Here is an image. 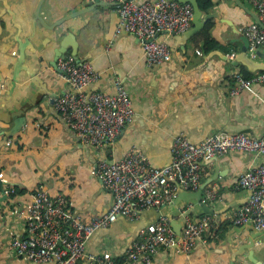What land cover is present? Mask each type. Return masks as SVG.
Masks as SVG:
<instances>
[{
    "label": "crops",
    "instance_id": "0c3cea01",
    "mask_svg": "<svg viewBox=\"0 0 264 264\" xmlns=\"http://www.w3.org/2000/svg\"><path fill=\"white\" fill-rule=\"evenodd\" d=\"M241 1L255 10L247 0ZM86 2L0 0V177L3 189L0 198L4 196L0 201V264H36L13 251L11 238L21 235L24 229L16 208L31 201L40 183L50 194L66 195L73 213L89 220L104 213L112 202L110 190L98 174L92 173L101 159L120 158L130 146L136 145L153 166L160 167L170 161L171 145L178 134L198 143L216 133L244 131L253 136L264 133V82L253 85L257 95L247 89L234 95L230 93L236 67L239 73L247 72L249 76L262 71H249L241 63L231 64L230 53L235 54L246 45L252 59L264 61L247 50L246 39L238 28L254 19L236 0H213L214 5L204 12H213V16L196 33L186 37L183 33L160 34L158 39L165 40L171 51L170 60L160 65L146 63L143 44L137 36L116 27L113 30L118 19L117 4L72 15L53 27ZM38 6L47 25L35 19ZM208 22L211 25L206 31ZM206 32L217 46L204 47ZM57 34L61 39L68 38L67 43L74 39L78 44V58L90 60L100 72L99 79L92 84L93 89L114 92L115 79L125 84L134 115L112 142L100 147L81 142L55 109V96L68 86L62 71L52 64L55 48L59 46L55 40ZM25 40L29 44L25 63L30 73L22 70L20 80L10 89L18 44ZM69 51L70 45L66 55ZM19 116L24 117L22 127L4 142ZM263 162L264 153L239 150L202 160L204 171L200 184L206 183L203 196L206 189L215 190L219 197L206 203L217 212L200 215V206L193 201L178 207L168 202L157 211L182 221L177 216L178 210L191 202L194 218L208 215L212 219V225L205 232L206 241L196 243L189 252H181L174 245L161 247L152 264H229L236 250L239 253L235 264H264V232L256 235L251 222L235 224L230 220L249 197L248 190L238 183L239 174ZM7 185L15 187L17 192L7 195L4 192ZM232 202L235 204L228 207ZM157 211L143 210L134 221L118 216L108 227L90 235L86 251H106L123 260L126 247L136 233L134 223L154 221ZM226 221L230 224L220 230Z\"/></svg>",
    "mask_w": 264,
    "mask_h": 264
},
{
    "label": "built area",
    "instance_id": "2783aa9c",
    "mask_svg": "<svg viewBox=\"0 0 264 264\" xmlns=\"http://www.w3.org/2000/svg\"><path fill=\"white\" fill-rule=\"evenodd\" d=\"M96 1V0H86ZM118 2L116 28L137 36L143 44L144 59L148 65H160L171 58L162 33L181 34L192 25L193 7L178 0H103ZM258 12L264 24V0H247ZM247 42V50L264 49V27L255 22L238 28ZM234 53L228 56L232 58ZM57 66L67 82L64 92L54 98L55 109L66 124L76 132L81 142L100 147L112 142L123 127L132 121L134 108L123 82L114 81V92L93 89L100 77L90 60L77 62L70 54L58 58ZM232 95L243 89L253 92L256 82H264V71L252 76L234 74ZM230 150L264 153V133L253 136L247 132L216 133L198 143H192L184 134H178L171 145L170 161L153 166L148 156L136 145L130 146L117 159H101L92 173L98 174L103 185L112 194L110 207L102 214L85 220L73 213L72 203L61 192L50 194L43 183L35 188L31 201L17 207L24 223L23 233L11 238L13 251L33 263L48 264H152L161 247L176 246L189 252L198 242H205V232L212 225L210 216L194 218L192 203L182 205L178 217L182 229L178 238L171 225L172 217L161 214L147 223L126 247L123 260L109 252L89 253L86 242L97 229L108 227L118 216L136 220L143 210H159L171 202L181 189L196 190L202 180V160ZM1 179V177H0ZM241 187L251 193L233 213L235 224L252 222L264 229V162L243 171L238 176ZM15 191L7 185L8 195ZM219 195L213 188L205 190L203 200H215Z\"/></svg>",
    "mask_w": 264,
    "mask_h": 264
},
{
    "label": "water",
    "instance_id": "95a60500",
    "mask_svg": "<svg viewBox=\"0 0 264 264\" xmlns=\"http://www.w3.org/2000/svg\"><path fill=\"white\" fill-rule=\"evenodd\" d=\"M178 1L189 2L193 7L192 27L190 29L186 30L185 32H183L185 37L190 35V34H193V33L200 31V29L205 25L207 20L213 16V12H208V13L202 12L200 10L196 0H178ZM236 2L238 5L242 6L253 17L255 23L259 24L261 27H264V24L260 21L258 12L256 10L248 8V6H246V4H244L241 0H236ZM113 4L118 5V2L103 1V0L87 1L86 3L81 4V6L78 10H76L73 13H70L69 15H66L61 20H59L57 23H55L53 25V27L57 26L65 18L71 17L72 15L74 16L77 14H82L84 12L94 10L96 7L110 6ZM36 18L41 23H43L44 25H47L39 13V6L37 7V9L35 11V19ZM116 22H118V19L114 23L113 30H115ZM55 40L58 42L59 46L57 48H55L54 62H52L53 66L58 67L56 62H57L58 58H63L66 55L69 45L71 46V51H69V53L74 57V59L77 62L82 61L78 58V55H77L78 44L76 43V41L74 39L71 42L67 43L68 38L61 39L60 34H57ZM28 45H29L28 40L19 42V44H18V56L16 58V61L14 63V67H13L11 81L9 84L10 89L13 88L16 85V83L20 80V72L22 70L29 71V73H30V70L28 69V67L26 66V63H25V61H26L25 51H26ZM260 50H261L260 48L255 50V53L259 57L264 58V51H260ZM216 52H218V51H216ZM229 62L231 64L237 65V66L240 63L244 64L249 71H253V72L256 70L264 71V61H261L259 59H252L249 56V53L246 52V45H244L240 49L239 52L235 53L234 57L229 59ZM235 73H239L238 67H236ZM23 123H24V117L23 116L17 117L15 119V123H14V126L12 127L11 132L6 133V136L4 138V142L8 139V137H10L20 127H22ZM205 185H206V183H201V184H199L198 188L196 190H193V191H187V190H183V189L179 190L177 192L176 196L172 199L171 204L174 207H178L181 203H184L186 201H193L200 206V212H198V214L203 215V214H211L213 212L216 213L217 211L214 210L213 208L209 207L208 204L206 203V201L203 200V188L205 187ZM0 191H3L1 179H0ZM250 193H251V191L248 190V195H250ZM3 197L0 198V201L3 199ZM234 204L235 203L232 202V203L228 204V207H232ZM228 207H226V208H228ZM150 210L154 211L155 209L151 208ZM155 213H156V216H155L156 219L155 220H157L160 217L161 213L158 211ZM134 224L137 225V227H136V230H135L136 233H135L133 239H135L137 237L138 231L141 228H143L147 223L137 221ZM171 225H172V227L176 233V239H177L178 235L180 234L181 229H182V221L172 218L171 219ZM255 230H257V229L255 228ZM263 232H264V229H258L256 235L262 234ZM238 253L239 252L237 250L233 252V255L231 256V262L229 264H235L236 255H238ZM239 264H241V262H239Z\"/></svg>",
    "mask_w": 264,
    "mask_h": 264
},
{
    "label": "trees",
    "instance_id": "16d2710c",
    "mask_svg": "<svg viewBox=\"0 0 264 264\" xmlns=\"http://www.w3.org/2000/svg\"><path fill=\"white\" fill-rule=\"evenodd\" d=\"M197 1V3H198V6H199V8H200V10L202 11V12H206V11H208L213 5H214V2H213V0H196ZM210 23L208 22V25L206 26V28H205V30L207 31V29H209V27H210ZM206 34V36H205V40H204V47L206 48V49H210V48H212V47H215V46H217V42L215 41V40H213V39H211V38H209V36H208V34H207V32L205 33ZM243 75L244 76H249L250 74H248L247 72H243ZM15 188V187H14ZM16 192H17V190H15ZM14 191V192H15ZM230 220H231V222H232V217L230 218ZM224 224V225H223ZM222 224V226H220V230L222 229H224V227L226 226L225 224H230V222H228V221H226V222H224ZM222 227V228H221ZM119 261H121V259H119Z\"/></svg>",
    "mask_w": 264,
    "mask_h": 264
}]
</instances>
